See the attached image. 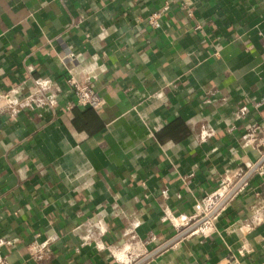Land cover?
Listing matches in <instances>:
<instances>
[{"label": "crops", "instance_id": "1", "mask_svg": "<svg viewBox=\"0 0 264 264\" xmlns=\"http://www.w3.org/2000/svg\"><path fill=\"white\" fill-rule=\"evenodd\" d=\"M188 1L192 17L173 3L154 29L163 0H0V95L59 90L57 110L12 114L0 97L6 264H215L241 247L264 264V0ZM69 71L100 111H64ZM44 233L36 262L26 248Z\"/></svg>", "mask_w": 264, "mask_h": 264}, {"label": "built area", "instance_id": "2", "mask_svg": "<svg viewBox=\"0 0 264 264\" xmlns=\"http://www.w3.org/2000/svg\"><path fill=\"white\" fill-rule=\"evenodd\" d=\"M173 3L179 4L181 8L187 10L188 15L192 17V10L191 8H189L191 7V4L188 0H163L162 7L158 11L153 12L147 17L148 24L154 29L160 28L162 15L170 9L171 4ZM198 28L199 27H196V29ZM68 75L69 76L65 82L70 93L75 98V103L74 104L68 103L64 107V111L69 112L75 107H81L84 109L87 108L95 112L100 111L104 107L105 101L101 96H99L94 91L93 89L94 82L90 79L86 81H79L75 79V77L71 74V71L68 72ZM58 93H59L58 86H56L55 83L41 84V85L38 84L36 91L26 96L23 95L22 89L20 87H15L8 90L5 93H2L0 97L3 98V100L6 103L11 105L10 106L11 113L16 114L21 110H25V109L27 110L29 109L31 111L34 110L42 111L47 109L57 110ZM247 112H248V108L245 105H240L233 113V116L236 120H242ZM212 134L213 132L211 129L205 130L202 127L200 131L194 134V139L195 141L201 142L207 139L208 137H211ZM242 140L245 142L244 143L245 145H252V143H254L255 141V139L251 137L249 134L245 135ZM262 143L264 147V140H262ZM225 188L226 187L222 189ZM263 201H264V191L261 194L260 193L256 194L255 205H258ZM219 202H217V204L214 205V208L210 207V210L212 209L210 212H212L215 209V207L219 204ZM210 212L209 214H211ZM115 213L118 217L123 218L124 212L122 210H117ZM209 214L207 213L205 216L207 217ZM212 215L213 214H211L210 216ZM124 217H127V215ZM165 219H168L170 222L173 223V220L168 216H165ZM137 224L139 225L140 223L137 222ZM203 224L204 222L199 223V225L196 226L195 230L201 229ZM88 236H89V231L87 232V234H84V236L82 237L84 242L87 239H89ZM55 239L56 236L49 233H44L42 239L38 235H36L33 239V242H31L26 248L28 255L31 257L32 260L36 262H41L51 251V245L54 243ZM10 243L11 242L0 239V246L11 245ZM244 253H246V251L243 247H241L236 252L230 251L227 257L218 261L215 264H243L241 258L244 255ZM114 257H118V256L114 255ZM0 264H6L1 256V251H0ZM124 264H133V262L132 260H130V261H126Z\"/></svg>", "mask_w": 264, "mask_h": 264}, {"label": "rangeland", "instance_id": "3", "mask_svg": "<svg viewBox=\"0 0 264 264\" xmlns=\"http://www.w3.org/2000/svg\"><path fill=\"white\" fill-rule=\"evenodd\" d=\"M228 189H229V187H226V188H225V191H221V190H223V189H221V190H220V191H221V194H217V195L211 197V198L209 199V202H208V203H210V204H209V206H207V210H210V207L214 208V205H216L217 202L221 201V199L223 198V196L226 195L225 193H227ZM211 210H212V209H211ZM211 210H210V211H211ZM210 213H211V212H210ZM208 214H209V213H208ZM210 215H211V214H209L207 217L204 215L203 218L205 217V219H204L203 221H206L207 218H210V217H211ZM209 216H210V217H209Z\"/></svg>", "mask_w": 264, "mask_h": 264}, {"label": "water", "instance_id": "4", "mask_svg": "<svg viewBox=\"0 0 264 264\" xmlns=\"http://www.w3.org/2000/svg\"><path fill=\"white\" fill-rule=\"evenodd\" d=\"M254 169H252L251 171H253ZM240 184L241 183H238L237 185H236V187H234L220 202H219V204L215 207V209L211 212V214H213L218 208H220L221 207V205L225 202V201H227V199H229V197H231V195L233 194V192L235 191V189L238 187V186H240Z\"/></svg>", "mask_w": 264, "mask_h": 264}, {"label": "bare ground", "instance_id": "5", "mask_svg": "<svg viewBox=\"0 0 264 264\" xmlns=\"http://www.w3.org/2000/svg\"><path fill=\"white\" fill-rule=\"evenodd\" d=\"M221 191H225V189H223V190H221ZM221 191H219L218 194H221ZM228 193H229V192L227 191V193H225V194L227 195ZM226 195H224L223 198H224ZM223 198H222V199H223ZM208 202H209V200L206 202V204H205L206 206H209L210 203H208ZM118 256H120V255H118Z\"/></svg>", "mask_w": 264, "mask_h": 264}]
</instances>
